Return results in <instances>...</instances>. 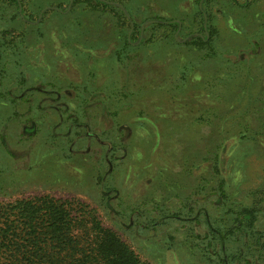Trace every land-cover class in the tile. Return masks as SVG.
<instances>
[{"label": "rangeland", "instance_id": "374dc122", "mask_svg": "<svg viewBox=\"0 0 264 264\" xmlns=\"http://www.w3.org/2000/svg\"><path fill=\"white\" fill-rule=\"evenodd\" d=\"M263 185L264 0H0L2 208L53 199L144 264H214L206 217Z\"/></svg>", "mask_w": 264, "mask_h": 264}, {"label": "trees", "instance_id": "16d2710c", "mask_svg": "<svg viewBox=\"0 0 264 264\" xmlns=\"http://www.w3.org/2000/svg\"><path fill=\"white\" fill-rule=\"evenodd\" d=\"M263 204L264 185L253 193L250 206L234 213L230 225L215 226L206 217L214 264L264 263ZM72 211L49 198L0 206V264H144L111 230L97 224L96 233L80 234L82 221Z\"/></svg>", "mask_w": 264, "mask_h": 264}]
</instances>
